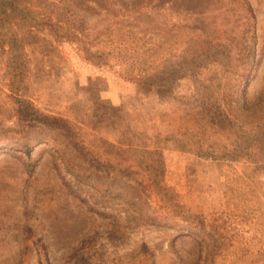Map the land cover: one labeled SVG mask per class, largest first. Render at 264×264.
I'll use <instances>...</instances> for the list:
<instances>
[{
    "label": "rangeland",
    "instance_id": "1",
    "mask_svg": "<svg viewBox=\"0 0 264 264\" xmlns=\"http://www.w3.org/2000/svg\"><path fill=\"white\" fill-rule=\"evenodd\" d=\"M0 264H264V0H0Z\"/></svg>",
    "mask_w": 264,
    "mask_h": 264
},
{
    "label": "trees",
    "instance_id": "2",
    "mask_svg": "<svg viewBox=\"0 0 264 264\" xmlns=\"http://www.w3.org/2000/svg\"><path fill=\"white\" fill-rule=\"evenodd\" d=\"M242 7L244 12V33L248 34L253 31L255 16L253 10L246 1L242 3ZM251 38H254V35H251Z\"/></svg>",
    "mask_w": 264,
    "mask_h": 264
}]
</instances>
